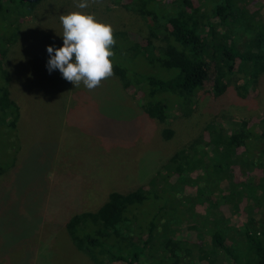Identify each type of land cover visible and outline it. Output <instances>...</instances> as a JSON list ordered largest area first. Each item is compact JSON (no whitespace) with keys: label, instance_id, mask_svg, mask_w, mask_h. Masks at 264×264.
Segmentation results:
<instances>
[{"label":"rangeland","instance_id":"1","mask_svg":"<svg viewBox=\"0 0 264 264\" xmlns=\"http://www.w3.org/2000/svg\"><path fill=\"white\" fill-rule=\"evenodd\" d=\"M173 1L159 0V5L167 8ZM189 1L195 7L212 2ZM233 1L247 23L264 24V0ZM78 2L42 0L33 13L27 14L20 0H0V51L14 39L0 60L11 77V95L22 108L17 136L14 130L0 125V169L5 171L0 176V264H97L74 244L67 223L75 215L97 212L111 193L127 194L139 187L151 190L146 207L137 206L141 215L136 219L141 227L161 219L154 221L153 240L145 250L150 261L164 257V247L173 238L183 243L186 254L193 253L197 233L186 223V213L203 217L208 210L217 212L213 216L217 225L225 227L228 237H235L238 229L250 223L261 230L264 244V201L258 203L248 196H254L255 189L257 195L263 191L264 165L256 158L262 155L264 140L261 151L249 155L245 147L238 148L237 159H229L232 162L223 156L222 148L196 143V160L209 165L200 162L196 169L186 167L184 175L189 177L184 186L172 178L158 185L162 175L157 177L173 155L185 149L187 152L191 143L206 139L211 123L230 131L246 121L260 134L264 127V74L247 98L238 95L242 77L238 74L223 95L216 97L211 84L205 83L189 107H175L166 120L152 118L141 107L138 90L126 89L118 76L103 80L90 91L83 83L75 88L59 70L49 73L47 48L63 47L61 15L82 11L112 25L114 33L149 36L147 22L137 11L113 0H89L86 9L77 8ZM237 32L241 38L237 33L231 37L247 44L250 35ZM126 46L125 42L118 43L112 59L130 67L138 61L128 59ZM154 73L165 79L177 75L175 70L162 68ZM164 129L173 130L170 139L163 136ZM229 170L235 185L240 186L239 193L226 187L228 181L216 184L223 171L225 177L228 172L230 176ZM153 180L154 184L148 185ZM198 185L203 189L207 186L208 195L203 202H192ZM241 192L244 196L238 200ZM182 204L188 206L184 209ZM146 233L135 238L146 240ZM237 242L244 246L243 241ZM254 257L246 254L240 261L244 264Z\"/></svg>","mask_w":264,"mask_h":264},{"label":"trees","instance_id":"2","mask_svg":"<svg viewBox=\"0 0 264 264\" xmlns=\"http://www.w3.org/2000/svg\"><path fill=\"white\" fill-rule=\"evenodd\" d=\"M41 1L20 0L26 6L27 14L33 13ZM113 2L127 10L139 12L147 22L148 37L137 34L134 37L125 32L114 33L116 44L113 49L118 47V43L125 42L128 59L138 62L124 67L111 59L114 75L121 79L126 89L138 90L142 97L141 107L152 118L166 120L172 116V109L175 107H189L193 103V97L206 86L205 83L211 84L210 90H213L216 97L226 92L228 84L238 74H242V77H239L241 84L237 87L241 98H247L251 91L257 88L260 76L264 74V24L247 23L245 16L238 14V6L233 0H212L211 4L205 7H195L189 0H174L167 8L159 5V0ZM237 31L242 35H250L247 44H242V40L240 43L237 41L236 37L241 38ZM232 33H237V36L231 37ZM155 41L160 44L157 45ZM12 43L13 38L9 39L4 50L0 51L1 57L6 56L7 48ZM157 68L175 70L177 75L171 79L161 78L154 73ZM0 77V125L5 130L10 128L16 132L21 122L22 108L11 95V77L2 60ZM207 130L206 139L191 143L187 152L185 149L172 156L169 164L157 175H162L158 185L166 184V179L169 181L172 178L173 182H182L181 185L184 186L189 177L184 175L186 167L189 166L188 168L193 170L196 169L195 165L201 162L196 160L197 146L200 143H203L202 146L212 144L217 149L222 148L223 156L228 162L233 161L229 159H237L236 150L240 147H245L248 155L262 149L264 127L259 134L248 122L242 121L240 126L230 131L219 129L212 123ZM162 133L166 139H170L174 134L171 129H164ZM262 151L263 156L259 153L256 161L264 165V149ZM201 164L208 163L203 160ZM229 171L230 176L228 172L225 177L226 172L223 171L216 184L220 186L222 181H228L226 187L239 193L240 186L235 185L232 171ZM4 173L5 171L0 169V176ZM153 184L154 180L148 185ZM248 185L255 189L253 184ZM261 187L263 191L260 195H257V189L253 191L254 196L248 194L258 203L264 201V187ZM207 188L206 186L203 189L198 185L192 202L195 199L196 202H203L204 197L208 195ZM221 190L224 193V189ZM150 192L149 187H139L127 194L116 191L109 195L97 212L75 215L67 223L72 241L97 264H242L240 257L246 254H253L255 257L244 264H264L261 230L246 223L236 231L235 237H228L225 227L217 225L213 216H217V212L214 214L213 210H208L207 216L203 217L186 213V223L191 224L197 233L198 243L192 246L193 253L186 254L188 250L183 247V243L173 238L164 247V257H155V260L150 261L145 250L153 240L156 229L154 221L159 222L161 219L151 221L149 226L144 228L136 219L141 215L137 206L146 207L144 204L149 200ZM242 196L243 192L238 200ZM222 198L225 201L226 195L223 194ZM187 206L188 204H182L184 209ZM145 232L146 240L138 241L135 238L138 233V237H144ZM237 241H243L244 246Z\"/></svg>","mask_w":264,"mask_h":264},{"label":"clouds","instance_id":"3","mask_svg":"<svg viewBox=\"0 0 264 264\" xmlns=\"http://www.w3.org/2000/svg\"><path fill=\"white\" fill-rule=\"evenodd\" d=\"M76 7L88 8L89 0H80ZM59 19L63 27V47L47 48L49 73L59 70L75 88L83 83L90 91L96 89L103 80L114 75L111 58L116 40L112 25L101 23L93 14L82 11L61 15Z\"/></svg>","mask_w":264,"mask_h":264}]
</instances>
